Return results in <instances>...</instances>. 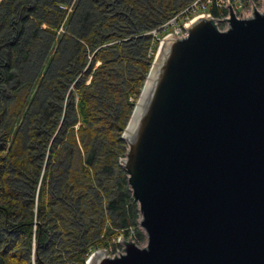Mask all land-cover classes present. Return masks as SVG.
<instances>
[{"label":"water","instance_id":"1","mask_svg":"<svg viewBox=\"0 0 264 264\" xmlns=\"http://www.w3.org/2000/svg\"><path fill=\"white\" fill-rule=\"evenodd\" d=\"M167 37L123 134L148 243L87 264H264V13ZM228 21L227 30L218 23Z\"/></svg>","mask_w":264,"mask_h":264},{"label":"trees","instance_id":"2","mask_svg":"<svg viewBox=\"0 0 264 264\" xmlns=\"http://www.w3.org/2000/svg\"><path fill=\"white\" fill-rule=\"evenodd\" d=\"M194 1L121 0L118 7L122 6L124 12L115 10L111 15L97 22L91 21V27L88 30H86L89 27L88 23L86 25V20H88L89 12H85L78 29L79 35L84 40L83 44L81 45L80 40L75 39L69 32L64 35L66 41L76 40L77 44H74L81 45L78 57L74 60L76 65L69 67L70 63L63 62L59 67L53 68V62L61 55L62 46H60L51 66L49 65L45 72L41 64L43 67H40L36 81L43 74L45 76L37 91V88L33 87L35 80L17 83L12 87L13 103L6 105L8 115L12 113L11 118L5 120L7 113L4 111V118L0 121L1 127L5 124L4 129L0 128V130H3L6 138L4 145L0 147V162H4L5 166L9 162V168L10 164L15 165L19 173L29 175L32 204L31 207L24 205L17 200L13 191L10 192L11 184L8 180L10 171L4 170L0 164V233L5 236L0 240V264H32L24 254L26 251L31 252L34 238L37 239L41 252L46 253L44 256H39L38 264H51L52 260L59 261L63 257H66L70 264H87L94 250L109 246V240L120 233L117 229H124L127 233L134 228L137 240L146 239V234L140 226L142 216L139 204L133 197L128 174L120 162V158L125 157L128 150V143L122 134L142 94L155 61L160 40L167 32L163 29L164 24L173 18L179 19V14ZM54 3L42 4L40 1V8L33 6L36 10L30 11L25 17V21L33 26L30 28L33 30L30 32L25 30L29 37L26 36V39L16 44L15 51L18 53V59L29 58L32 52L35 53L34 42L41 43L45 37H52L47 49L51 50L50 47H54L57 40L55 29L58 25L56 23L60 22L64 15L61 10H54L58 8V5ZM41 9H43V16L40 17ZM211 10L216 17L228 13L227 9L215 6ZM9 15L11 16V13L0 21V27L3 23L9 22ZM51 19L53 21H50ZM44 20L55 24V29H43ZM12 25L13 22L11 28ZM20 26L22 27V23ZM70 29L68 26V30ZM160 29L163 35L155 36L153 32ZM129 37L141 41L137 46L129 48L131 45L126 43L129 44L130 39L121 43ZM19 38L21 36L17 39ZM111 42L115 43L100 48ZM89 50L95 53V58L97 56L102 60V65L95 72L91 84L86 85L83 79L78 82V84L82 83L77 88L80 96L79 107L67 114L66 124L63 128L61 127V135L69 133L66 142L77 152V166L72 171L69 184L63 185L58 194L54 192V189H51L49 193L47 189L49 183L52 181L54 186L56 178L62 175V170L54 169L53 163L58 162L57 159H60L61 163L66 156L65 148L57 149L56 145L49 167H45L42 160L47 153L50 139L61 123L63 101L71 85L82 73ZM48 52L49 57L50 51H45L43 57ZM9 53H12L11 50ZM2 63L3 59L0 60V67ZM127 72L129 77H126ZM4 73H7L4 77L6 82L13 80L9 69H5ZM46 85L51 91L49 95L58 97L60 101L57 103L50 126L44 115H38L41 111L34 113L42 88ZM56 91H58L57 94ZM30 103L32 107L30 105L28 109ZM24 119L28 130L22 131ZM77 121H80L81 125L76 131L74 124ZM17 124H20L18 130ZM41 132L43 136L39 137ZM61 139L59 136L58 140ZM32 146L35 147L32 148ZM32 149L38 150L37 158H42L41 161L34 159ZM42 171L45 174L42 176L39 188L40 219L39 222L37 221L39 226L35 229L33 208ZM55 188L59 189L56 185ZM51 212L53 215L50 214ZM55 215L59 218L58 222L55 220ZM14 234L19 237L15 243L11 242V244ZM8 243L14 247L6 248ZM24 244H26V250L22 247Z\"/></svg>","mask_w":264,"mask_h":264},{"label":"rangeland","instance_id":"3","mask_svg":"<svg viewBox=\"0 0 264 264\" xmlns=\"http://www.w3.org/2000/svg\"><path fill=\"white\" fill-rule=\"evenodd\" d=\"M22 1H25V2H22ZM40 1L42 2V4H44V3L52 4L53 2H55L54 4L58 5V8H56L54 10H61L62 14H64L62 17V20L60 22L56 23V25H58V26H56L55 24H50L48 21H45V20L42 23V28L45 30H47V29L53 30V28L55 29V26H56L55 30L57 31V33H56L55 37L57 38V40L54 44V47L53 46L50 47L51 50H49V49H47L48 48L47 45L52 40L51 39L52 37L47 38L44 36L45 38L43 39V42H42V40H41V43L40 42H38V43L34 42V44H35V46H34L35 51L34 52L35 53L32 52V54H30L29 58H27L26 60L25 59L20 60L17 58L18 53H17V51H15V48L17 47V45L19 44L20 41H22L24 38L26 39V36L28 35V33L26 34L25 30L27 32H30L31 30H33V29H30L33 26L30 23H27L25 21V17L28 16L27 14L30 11L36 10V8H34V7L37 6V8H40ZM120 1L121 0H0V21H2L4 16H7L8 14L11 13V16L9 15L10 16L9 22L8 23L5 22L6 24L3 23V25L0 27V60L2 61V59H3L2 66L0 67V76H1V78H0V88H1V90H0V121L2 118H4L3 117L4 111H5V113H7L6 105L13 103L14 96L11 92L12 87L17 85V83L20 84L21 82H24V81H29V82L34 81V80L36 81V76L38 75V73L41 69L40 67L44 66L43 72H45L47 67L49 65L51 66V63L54 60L55 54L59 50L60 46H62L60 48V54L61 55L58 58V60H56L57 62L56 61L53 62L54 63L53 68H56L57 66L59 67V65H61L63 62H65L66 64L70 63L69 67L76 65L74 60L77 59L78 54H79V50H80V46L84 42L83 38H81V36L78 33V29L80 27L79 22L82 23L81 20L85 16L84 15L85 12H89L88 13V20H86V25H87V23L89 25V27L87 26L88 28H86V30H88L91 27V21L97 22V21L103 19V17H107V15H111L115 10H117L118 12H124V9L122 8V6L118 7ZM255 1H256L257 5L260 6L261 0H255ZM213 4H214V2H209L208 0H204L203 3L200 5L201 9L199 10L198 14L202 13V12H207V13L209 11L212 12L211 8L213 7ZM42 14H43V9H41L39 16L41 17ZM44 16H47V15L44 14ZM186 16L187 15H181L180 14L178 17L179 19H177L176 21L171 20V21L167 22L164 25L165 28L173 27L175 29V31L178 29H182L183 32H186V30L184 29L185 24H186V22L189 21L186 19ZM193 16H195V13L192 14L191 18ZM224 17H225V14L221 15V16H217L215 19L225 20L226 18H224ZM237 17L240 18L239 16H237ZM53 19H51L50 21H53ZM70 19H71V21H70ZM12 22H13V25L11 28ZM69 22H70V25H68V26L71 28L70 30H68V26H67V24ZM216 22L218 23L219 28L223 31L227 30L230 26L228 21H226L223 24H220V22H218V21H216ZM21 23H22V27L20 26ZM53 23H55V21ZM178 23H179V25H177ZM180 24H182L184 26H182ZM175 31L173 33H175ZM23 32H25V33L23 34ZM68 32L71 33L75 39L80 40L79 43L81 45H76L77 44L76 40L66 41L64 35ZM9 33H11V34L9 35ZM104 33L106 34L107 32H104ZM153 33H154V35L160 36V37L163 35L161 32V29L155 30V32H153ZM167 34L168 33L165 32L164 36H166ZM19 36H21V38L17 39ZM27 37H29V36H27ZM133 38L134 37H129L127 39H124V41L121 43H125L128 41V39H130L129 40L130 43L128 44V42H127L126 45H131V46H129V48H132V46H137L141 40L135 39V38H134L135 40H133ZM115 42L106 43L103 46H101L100 48L105 47V46H109L110 44L115 43ZM74 43H76V44H74ZM43 49H45V51H50L49 57H48L49 52L46 54V56L43 57L44 52H45V51H43ZM10 50L12 53H9ZM95 52H97V51H95ZM4 55H6V56L4 57ZM43 58H45V60ZM41 64H43V66H41ZM100 65H102V60L98 59L97 56L95 58V53L94 52L92 53V51L89 50L88 53L86 54V64L83 66L82 73L77 77L75 82L71 85L70 90L68 91V95L65 97V101H63L62 120H61V123L59 124V126L57 128L56 133H54L55 134L54 136L57 137V135L59 134L58 137L61 136L62 139L58 140V137L54 138V136L50 139V141L48 143V147H47V153H46L43 160H42V158H40V159L37 158L38 157V150L36 151V149H32V152L34 153V159H36V160L39 159V161L42 160L43 165L45 163V167H49V164L51 162V157L53 155V149L56 147V145H57V149H60V147L65 148L66 156L63 157L61 163H60V159H57L58 162L53 163L54 169L62 170L61 171L62 175H60L58 178H56V180L54 182L55 183L54 186H53L52 181L49 183V187L47 188L49 193H51V189L52 190L54 189V192L56 194H58L61 191L60 188L63 185H65L67 183L69 184V180L71 179L70 177L72 175V171L77 166V152L74 151V149L69 144H67V142H66L68 139L69 133L67 132L66 134L61 135V132H62L61 127L63 128V126L66 124L65 120L67 118V114L71 110L74 111V109H77L79 107L80 96L77 93V88H78V85H80L82 83L78 84V82L83 79V81L85 80L86 85L91 84L93 77L95 75V72L97 71V69L99 68ZM5 69L6 70L9 69V73L12 74L13 80H11V81L8 80L7 82L5 81L4 77L7 74V73L6 74L4 73ZM127 74L129 75V72L126 73V77H129V76H127ZM44 76L45 75L43 74L42 76H40L38 78V80L36 82H34L35 85L33 87H34V89L37 88L36 91L39 89L38 86L40 85ZM76 83H77V85H76ZM48 88H47V85L44 88H42V91L40 93V100L38 101V103H36V107H35L36 112H34V113H38L39 111H41L40 114H38V115H41V116L44 115L48 119V123L50 126V122L53 119L54 111H56L57 103H59L60 101L57 99L58 97H56V96L53 97V95H49L50 90ZM105 88H106L105 90H107V87H105ZM57 92L58 91H56V94H57ZM34 94L36 95L35 92L33 93V95ZM139 98H138V100H139ZM32 101H33V99L31 100V102ZM39 103H41V104L39 105ZM30 105H31V103L28 105V109L30 108ZM31 107H32V105H31ZM11 114L9 113V115H8V113H7L5 120H8L9 118H11ZM72 121H73V119H72ZM22 124H23L22 128H21L22 131L24 129L28 130V125H25L26 124L25 119L23 120ZM4 125L5 124H3V127H4ZM80 125H81V122L77 121L74 124V129L77 131L79 129ZM17 126H18L17 130H18L20 124H17ZM3 127L0 126V128H3ZM26 130H25V132H26ZM124 133H125V131L123 132V134ZM3 134H5V133H3V130H0V147H2L4 145L5 139H6L4 137L5 135H3ZM123 134H122V137H123ZM40 136H43L42 132L39 133V137ZM34 147L35 146H32V148H34ZM32 152H29V153L33 154ZM123 158H120V162ZM0 164L2 165L4 170L10 171V172H8V175H10L8 180L11 184V191L10 192L13 191V193H15L14 195H16V197L18 198V199L17 198L16 199L19 200L21 203L23 202L24 205H28L29 207H31V204H32L31 203L32 201L30 200L31 199V195H30V188H31L30 183H31V181L29 180V175L19 173V171H17V169H16L17 167L15 165L12 166V164H10L11 166L9 168V162L6 164L7 166H5L4 162H0ZM4 173H6V172H4ZM44 174L45 173H43V171H42V173L40 175L41 179L39 178L40 180H38L39 184H37L38 187H37V190L35 193V207L33 208L34 214H35V229H37L39 226V224H38L39 219H40V215H39V199H40L39 198V188H40L42 176ZM55 185L58 186L59 189L55 188ZM50 214L53 215L52 212ZM55 220H57L56 222L59 221V218L56 217V215H55ZM143 232L146 234L144 229H143ZM4 237L5 236H3L2 233H0V240H2ZM18 237L19 236L17 234H14V236L12 237L13 240L10 241V243L11 242L15 243L17 241ZM32 242L33 243H32L31 252L26 251L24 255L30 259L32 264H38L39 256H44L46 253L41 252L40 248H38L37 239L34 238ZM136 242L140 247H143L146 243L145 239H141V240L138 239ZM10 243H8V245H6V248L8 246L14 247V246L10 245ZM55 245H58V244H55ZM22 247L24 248V250L27 249L26 244H24ZM110 248H113V247H110ZM96 251H99V250H94L93 253H95ZM110 254H112V253L110 252ZM49 257H51L50 253H49ZM51 264H70V263L68 262L66 257H63L59 261L52 260Z\"/></svg>","mask_w":264,"mask_h":264},{"label":"built area","instance_id":"4","mask_svg":"<svg viewBox=\"0 0 264 264\" xmlns=\"http://www.w3.org/2000/svg\"><path fill=\"white\" fill-rule=\"evenodd\" d=\"M203 1L204 0H195L189 7H187L182 13H180L181 15H187L186 19L189 20L185 24V28L184 29L186 30V32H183L182 29H178V30L175 31V29L173 27L165 28V26H164V31L166 30L168 34L166 36H164L160 40L159 48L161 47V45L163 44L164 40L167 37H172V36L185 37V36H187L188 33H189V27H190L191 23L194 20H196L198 18H201V17H208V16H213L214 18H216V16H214L213 12H210V11L208 13L207 12H202V13L198 14L199 10L201 9L200 5L203 3ZM208 1L209 2H214L213 6H215V7H218L220 9L225 8V9L228 10V13H227V15H225L224 18L228 19L229 16L231 17L230 0H208ZM231 1H232L234 10H235L236 16H239L240 19H249V18L253 17L254 5H253L251 0H231ZM253 1H255V0H253ZM258 7H259L260 12L264 13V0H261L260 6H258ZM194 13H195V16H193L191 18L192 14H194ZM171 20H175L176 21L177 19L173 18ZM177 25H179V23ZM182 26H184V25H182ZM174 31H175V33H173ZM159 48H158V51H159ZM158 51L156 53V56L158 54ZM117 231H119L120 233L109 240L110 241L109 246H105V247L97 249V250L107 251L108 255L113 257V256H117V255H121V254L125 253L124 242L126 240H129V233L131 234V240H133L135 242L137 241V239L135 238L136 237V233H135V229L134 228L128 230L127 233L124 231V229H117ZM145 241H146V243H145L144 246H146L147 243H148V237H146ZM110 247H113V248H110ZM110 252L112 254H110Z\"/></svg>","mask_w":264,"mask_h":264},{"label":"bare ground","instance_id":"5","mask_svg":"<svg viewBox=\"0 0 264 264\" xmlns=\"http://www.w3.org/2000/svg\"><path fill=\"white\" fill-rule=\"evenodd\" d=\"M192 25V24H191ZM156 36V35H155ZM159 41V40H158ZM157 44V43H156ZM154 49V48H153ZM154 51V50H153ZM153 54V53H152ZM146 83V82H145ZM135 110V109H134ZM134 113V112H133ZM129 147V146H128ZM142 229V228H141ZM143 230V229H142ZM87 263V262H86Z\"/></svg>","mask_w":264,"mask_h":264}]
</instances>
